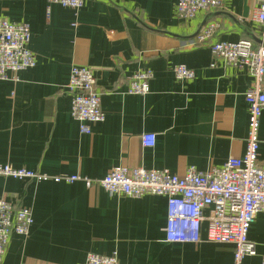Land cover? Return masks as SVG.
<instances>
[{
  "label": "crops",
  "instance_id": "obj_1",
  "mask_svg": "<svg viewBox=\"0 0 264 264\" xmlns=\"http://www.w3.org/2000/svg\"><path fill=\"white\" fill-rule=\"evenodd\" d=\"M176 2L83 0L75 13L47 0H0V19L29 25L28 48L36 58L17 82L0 81V166L102 179L117 166L183 176L188 167L206 171L240 158L248 121L244 94L254 80L221 62L211 68L208 44H260L253 20L259 0H226L222 10L189 21L178 18ZM205 21L219 29L208 44L193 45ZM176 65L192 70L194 79L177 81ZM72 67L91 69L100 93L104 121L92 124L90 134H81L70 115L65 87ZM138 70L152 72L145 96L126 93ZM144 134L156 136L153 148L142 147ZM259 141L257 165L264 168V112ZM0 199L33 217L26 237H11L2 264H83L88 253L114 251L119 264H233L228 244L167 243L164 197L0 176ZM248 240L256 255L243 264H260L264 213L256 215Z\"/></svg>",
  "mask_w": 264,
  "mask_h": 264
},
{
  "label": "built area",
  "instance_id": "obj_2",
  "mask_svg": "<svg viewBox=\"0 0 264 264\" xmlns=\"http://www.w3.org/2000/svg\"><path fill=\"white\" fill-rule=\"evenodd\" d=\"M226 0H177L178 18L193 20L200 14L222 10ZM77 13L83 0H47ZM253 20L260 27V44L250 40L236 43L212 42L219 29L215 21H207L194 37L193 45L208 44L214 68L217 62L227 67L245 70L254 84L244 94L248 121L245 150L240 158H230L220 167L199 171L188 167L183 176L171 174L167 169L144 167L112 168L102 179H88L79 175L51 176L26 169L0 166V176L16 181L36 183L53 182L72 184L83 182L87 187L98 186L110 195L140 198L146 195L166 199L165 241L176 244H199L206 241L228 244L233 248V264H243L247 257L256 255L255 245L248 240V231L256 215L264 213V168L258 167L259 128L264 112V0H259ZM30 27L24 22L0 19V81H18V74L32 69L35 55L29 50ZM177 81H191L194 72L184 65L173 67ZM150 70L135 71L128 78L126 93L145 96L150 92ZM70 96V115L78 124L81 134H90L91 125L104 121L100 106V93L92 70L72 67L65 87ZM156 136H141L143 148H153ZM210 209L208 216L204 211ZM206 222L204 239L202 223ZM33 224L30 209L16 206L8 199H0V264L3 263L12 236L26 237ZM83 264H119L117 252L110 255L88 253ZM260 264H264V256Z\"/></svg>",
  "mask_w": 264,
  "mask_h": 264
},
{
  "label": "water",
  "instance_id": "obj_3",
  "mask_svg": "<svg viewBox=\"0 0 264 264\" xmlns=\"http://www.w3.org/2000/svg\"><path fill=\"white\" fill-rule=\"evenodd\" d=\"M205 22H206V21H205ZM205 22L202 23V24L200 25V27H199V29L197 30V32L195 33V35L199 32L200 28L205 24ZM195 35H194V36H195Z\"/></svg>",
  "mask_w": 264,
  "mask_h": 264
}]
</instances>
